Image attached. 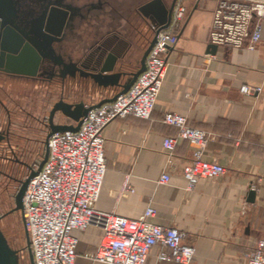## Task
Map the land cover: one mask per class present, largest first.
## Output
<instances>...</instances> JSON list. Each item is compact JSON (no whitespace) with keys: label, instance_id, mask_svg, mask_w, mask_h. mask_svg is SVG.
I'll use <instances>...</instances> for the list:
<instances>
[{"label":"crops","instance_id":"0c3cea01","mask_svg":"<svg viewBox=\"0 0 264 264\" xmlns=\"http://www.w3.org/2000/svg\"><path fill=\"white\" fill-rule=\"evenodd\" d=\"M219 1L187 0L189 13L167 56L169 71L151 119L129 116L105 128L108 170L96 210L139 219L153 207L154 223L188 234L187 243L196 248L192 264H248L247 255L264 236V20L255 50L217 46L213 54L210 30ZM126 41L136 43L124 69L130 73L139 67L147 39ZM243 86L262 91L245 95ZM78 93L83 97L76 99ZM117 93V88L79 81L66 92V101L60 97L58 102L93 106ZM167 114L185 116L190 126L208 134L204 159L221 164L224 176L201 179L187 190L183 168L194 147L179 139L172 156L165 150V139L179 134L164 123ZM55 123L74 124L62 114ZM164 175L170 177L168 184L160 183ZM252 191L254 203L249 202ZM75 236L76 264H103L89 257L98 250L103 231L90 228ZM158 254L156 248L147 264H178L161 262Z\"/></svg>","mask_w":264,"mask_h":264},{"label":"built area","instance_id":"2783aa9c","mask_svg":"<svg viewBox=\"0 0 264 264\" xmlns=\"http://www.w3.org/2000/svg\"><path fill=\"white\" fill-rule=\"evenodd\" d=\"M188 13L187 0H177L170 25L157 36L147 57L146 70L126 94L93 108L77 132L50 137L48 159L40 171L44 158L32 168L31 172H39L30 181L23 200L24 226L34 264H76L79 241L75 232L90 228L103 231L98 250L89 256L103 264H147L156 248L161 262L192 264L195 260L196 248L187 243L188 234L154 223L155 208L149 207L139 219L96 210L108 170L104 130L113 121L129 116L151 119L169 71L167 56L178 44ZM263 20L264 0H220L214 11L210 43L255 50L262 38ZM261 91L262 87L241 88L245 95ZM164 123L179 132L178 137L164 141L171 156L179 139L194 147L192 160L183 168L188 191L194 190L201 179L214 180L226 174L221 164L204 159L209 139L205 131L193 128L179 114H167ZM169 182L168 175L160 179L161 184ZM247 259L248 264H264V236Z\"/></svg>","mask_w":264,"mask_h":264},{"label":"water","instance_id":"95a60500","mask_svg":"<svg viewBox=\"0 0 264 264\" xmlns=\"http://www.w3.org/2000/svg\"><path fill=\"white\" fill-rule=\"evenodd\" d=\"M11 0H0V31L6 21V16L10 8ZM177 0H173L171 5H167L164 0H151L139 11L147 21V26L152 30V39L142 34L147 39L148 45L144 51L143 57L138 64V68L130 73L124 71L126 63H130V51L123 48L122 43L107 44L104 51L89 55L87 58L73 60L71 57L68 63H65L62 56H58L53 48V44L60 42L64 31L67 17L70 14L68 10L58 5L57 10L49 15L47 23L33 26L32 34H26L25 40L19 38L13 31L8 29L0 37V72L13 77L34 78L39 73V66L44 59H50L59 66L60 77L65 81L68 78L73 79L75 83L85 81L92 83L98 88L105 90L118 89V93L110 99L101 101L97 105L86 106L84 102L69 104L61 99L57 102L48 119L47 128L49 133L46 140V155L39 167L42 169L48 159V141L51 136L57 133L67 131L77 132L93 108L101 107L105 103L115 101L119 96L126 94L134 85L138 77L146 70L147 57L156 43L157 36L165 30L171 22L173 10ZM5 5H9L7 9ZM4 20V21H3ZM111 43V42H110ZM127 46V45H126ZM217 46H211L210 51L216 54ZM57 114L72 120V125H59L55 123ZM6 140V137L0 134V144ZM38 171V172H39ZM32 171L26 181L22 183L21 189L15 197V208L12 211L20 212L23 217V200L30 181L38 174ZM256 199L255 191L250 193L249 202L254 203ZM27 250L30 256V264H34V257L31 250L29 234L25 228ZM0 264H21L19 251L13 249L5 233L0 226Z\"/></svg>","mask_w":264,"mask_h":264},{"label":"flooded vegetation","instance_id":"af4514ba","mask_svg":"<svg viewBox=\"0 0 264 264\" xmlns=\"http://www.w3.org/2000/svg\"><path fill=\"white\" fill-rule=\"evenodd\" d=\"M11 1V10L7 13L4 27L0 31V37L10 29L19 38L25 40L26 34H32L33 26L39 27L47 23L49 15L53 14L55 9L57 10L58 5L70 11L60 38L61 41L53 44L56 54L62 56L65 63H68L71 57L76 61L77 59L87 58L89 55L100 53L104 51L108 43L113 44L119 41L122 43L123 48L125 46L128 51L132 52L135 49L134 47H136V43L130 44L126 40L133 41L134 39V41H137L139 37H142V34L144 35V32L145 36L149 38L152 33L151 29L147 26V21L139 11L140 7L151 0H143L141 2L138 0ZM5 7L8 9L9 5H5ZM140 31L142 34H140ZM84 36L89 37V39L84 41ZM81 41L85 42V46L80 47V52H77L76 50L79 48L77 47V43ZM79 53L80 55L77 56L76 54ZM59 70V66L54 61L44 59L39 66V73L36 77H13L0 72V82L11 83L15 81L22 85L34 87L35 89L60 87L62 92L61 97L66 101L65 94L68 88H71L74 81L71 78L64 81L60 77ZM0 106L8 117L7 125L4 128L0 127V134L6 137V140L0 144V154L4 153V156H0V158L12 166L16 164L19 166L27 165L26 162L20 159L17 150H15L11 143L13 135L12 111L5 106V103L1 99ZM27 114L38 120L33 114ZM7 154L8 156H6Z\"/></svg>","mask_w":264,"mask_h":264},{"label":"rangeland","instance_id":"374dc122","mask_svg":"<svg viewBox=\"0 0 264 264\" xmlns=\"http://www.w3.org/2000/svg\"><path fill=\"white\" fill-rule=\"evenodd\" d=\"M165 3L170 5L172 0H166ZM88 39L89 37L84 36L83 40L87 41ZM141 39L145 40L142 37ZM84 41L77 43V47H84ZM143 46H145L143 48L144 53L147 43ZM76 55L79 56L80 53ZM69 90L71 91V88H68L67 92H70ZM61 93L59 87H48L42 91L15 81L11 83L0 82V99L12 111L13 135L11 143L17 150L20 159L27 163L23 166L17 164L12 166L0 158V215L2 217L0 226L13 249L19 251L21 264H30V256L27 250L22 214L12 212L15 208V197L21 189L22 183L30 175L34 165L40 163L44 158L49 133L47 128L48 119L52 107L55 102H58ZM80 97L83 96L78 93L75 98L80 99ZM24 110L33 114L38 120L29 116ZM7 122V114L0 106V127L4 128ZM0 156L3 157L4 153H1Z\"/></svg>","mask_w":264,"mask_h":264}]
</instances>
